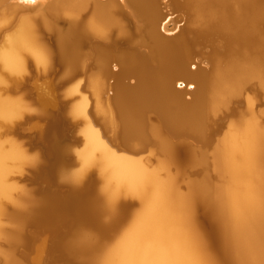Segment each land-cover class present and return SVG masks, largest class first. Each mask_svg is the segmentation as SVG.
Returning a JSON list of instances; mask_svg holds the SVG:
<instances>
[{
    "label": "bare ground",
    "instance_id": "6f19581e",
    "mask_svg": "<svg viewBox=\"0 0 264 264\" xmlns=\"http://www.w3.org/2000/svg\"><path fill=\"white\" fill-rule=\"evenodd\" d=\"M42 4L0 48V264H23L16 247L29 219L44 222V236L62 211L80 222L63 244L80 264H264V0H0V19ZM26 73L81 74L71 113L81 168L61 180L79 185L97 169L95 196L85 185L61 204L19 185L39 163L34 140L59 132L62 115L2 98ZM191 169L207 174L182 191L172 171ZM127 198L138 200L132 213Z\"/></svg>",
    "mask_w": 264,
    "mask_h": 264
},
{
    "label": "rangeland",
    "instance_id": "374dc122",
    "mask_svg": "<svg viewBox=\"0 0 264 264\" xmlns=\"http://www.w3.org/2000/svg\"><path fill=\"white\" fill-rule=\"evenodd\" d=\"M48 4H42L41 7H39L38 9H36L33 12H30L29 14L28 13L18 14V16H16L17 18L15 17V18H11L10 20L8 19L6 25L4 24L6 21L4 22L3 20L0 19V33H1V35H3L0 39V48L6 42L7 34L11 35L18 29L19 23L22 20L21 18H23V16L24 17L25 16H34V15H37L39 13H43V11L45 12L46 9L48 10ZM0 8H1L0 9V12H1L3 8L2 7H0ZM9 21H11L12 27H11V25H10L11 23ZM183 24H184V22L180 23V25H183ZM196 64H198V63L196 62ZM203 65L206 66L205 63H203ZM1 75L5 76L4 73H0V77H1ZM25 76H26L25 80L23 78H21L22 83L14 85L10 90H7L6 88H2V91H1L2 92V98H4V99L10 98V100L19 98L22 102L29 103V104L31 103L32 105H34L36 107H40V108L48 107L54 113L55 112L57 113L59 111L58 113H61L62 115L58 116L60 119L58 122L59 124L56 125L57 129L61 128V123H63V116L70 118L72 121H75L73 118V114H71V113L73 112V106L75 105V103L78 104V102L80 101V96H79L80 92L75 91V87L81 81V77H82L81 74L76 75V77H74L73 79H71L67 73H62L58 79H54L53 77H52L53 78L52 79L51 73H37V74L36 73H26ZM31 77H32V79H31ZM45 78H47V79H45ZM33 80H35V83ZM46 80L48 83L46 82ZM41 81H42V83H41ZM37 82H38V84L35 85L36 86L35 87L34 84H36ZM46 83L47 84L51 83V84H49V86H48ZM80 83H82V82H80ZM43 84H45V85H43ZM46 86L49 87L48 89L51 88L50 90L52 91L51 93L54 95V100L50 99L49 96H47V95L43 96L44 94L41 93L42 91L44 93ZM51 86H53L54 89ZM40 87H41V89H39ZM3 95H4V97H3ZM188 96H186V98ZM61 101H66L65 105L62 104ZM263 108H264V104L259 103L257 109H263ZM33 117L35 118L34 121H38V119L36 118L37 114H35V116H33ZM76 124L77 125L74 128L73 134H70L71 136H70V139L68 141L69 144H67L69 149L64 154L59 153V151L57 149L60 146V144L58 145V143L55 142V136L58 132L53 133L52 131L54 129H50V131L48 132V135L39 134L41 136H38V140L40 142H42V145H40V144L34 145V143H33L34 146H33V149L31 150V153H36V155L38 156L39 163L36 166L37 169L33 168V167L31 169H36V170L39 169V171H40L39 176H40L41 180L47 181V180H50L51 177L52 178L56 177L57 179L60 180V182H62V180H61V178H62L61 173L62 172H64V173L66 171L74 172L75 170L77 171L78 169L81 168V163H80V159H79L80 156L78 157V155H80V151L82 150L81 124L78 123V121H76ZM54 131H56V129ZM26 135L27 134H25V133H21L19 135V139H20V141H22L24 143L23 144L24 148L29 149L30 145L28 142V138L25 137ZM46 136H47V138H46ZM48 136L51 137V139ZM53 136H54V138H53ZM10 137H11V135L9 136V138ZM55 145L58 147H56ZM44 152H46V154L48 156L51 155V156H49V160H47V161H46V157L45 158L43 157ZM70 154L72 155V159L70 158L71 156L69 157ZM41 165H43V166H41ZM28 170H29V168L24 169L19 174V185L22 188L24 187L25 189L30 190V191L34 190L35 197H37L39 199L43 198L45 196H50L56 200L57 199L59 200L58 195H55V193L53 191L46 192L44 190L46 193L43 192V194L38 195V192H39L38 186H34L33 184H31L28 180H26L24 178L26 175H29ZM92 170L93 169H91V171ZM94 171L96 173V180H93V179H91L92 181L89 180L88 183L90 185L88 184V186H89L88 189L90 190V188H91V190L92 189L95 190L94 193L96 194L97 193L96 191L98 190L97 188H100V186L102 187L105 184V182H102V179L104 180V176H105L103 174H105V173H102L101 171H99L97 169H95ZM180 171L181 170H178V171L174 170V171H172L173 172L172 175L173 176L177 175V177H180V179L179 178H176V179H177L178 185L180 186L179 188L182 191L187 190L186 182L192 181V180L197 181L198 179L200 180L207 174V173L202 172V170H198V169L185 170L182 172H180ZM176 172H179V173L177 174ZM208 175L213 178V181L215 180L214 181L215 183H221L222 182L220 180V178L217 177L215 171H213V170L209 171ZM86 176H87V174H86ZM33 179H34V177H33ZM88 186L86 185V188H85V190L87 191L86 193L89 192L90 194H92L93 190L88 191V189H87ZM94 193L92 194L93 196H95ZM132 200H134L135 203L133 206L128 205V207H129L128 210H130L131 209L130 206H132V209L130 210V212L132 210L134 211V210H137V208H139V204L137 203L138 200H136L134 198ZM68 201H69V198H65V196H64L63 198H61V201L59 200L58 202L61 204H65ZM10 207L8 209L11 211ZM130 212H128V214H127V217H129V218L132 217V214H131L132 212L131 213ZM27 219H29V218H27ZM78 222L79 221L76 218H69L67 215H64L62 217L60 216V218L58 217V219H56V222L53 225H51V229H50L51 231L50 232L48 231V233H46V235L41 236L38 233V228L42 229L43 226H42V223H39V222L37 224L36 230L31 231V234H29V235L27 234L28 233L26 231L27 228L30 226V224L33 223V222L31 223V219H29L28 223L26 222V224L23 225V227H22V233H23L24 237L26 238V240H25L26 243L23 245V247L20 245H19L20 248L18 246L16 247V250L18 249V251H17L18 252L17 253L18 259L21 260L23 264H49V262H51V263L54 262L57 264H80V262L78 260H75V261H77L75 263V261L73 260L74 258L70 254L68 256L67 252L64 251V247H63L64 246L63 244H65L66 241L68 242L69 239L72 238V236H74V234H75L74 231L76 232V229H77L76 227H78L79 223H80V222L79 223ZM127 222H125L124 224L121 225V228L117 231V233L114 236L112 235L111 237H107V240H106V237H103V240L107 241V244L112 245L116 241V238H117L116 236L120 233L119 231H121L122 229H125L127 227ZM5 223H6V227L8 229L11 228L12 225H11L10 221H7V219H6ZM39 224H41V225H39ZM33 238H34V241L32 240ZM40 244H41V246H40ZM27 245H29V247L30 246L31 247H30V249L25 250V248H26L25 246H27ZM2 247L4 250L8 249V245H7V242L5 240H3V246ZM39 247H40V249H39ZM27 248H28V246H27ZM210 248L212 249V252H214V254L218 255L220 253V249H219L218 245L212 244L210 246ZM57 250L58 251L60 250V251L57 252V254H56ZM30 257H31V259H30ZM38 258L39 259L42 258V259H40L41 261ZM71 258H73V259H71ZM36 260H38V261H36Z\"/></svg>",
    "mask_w": 264,
    "mask_h": 264
},
{
    "label": "water",
    "instance_id": "95a60500",
    "mask_svg": "<svg viewBox=\"0 0 264 264\" xmlns=\"http://www.w3.org/2000/svg\"><path fill=\"white\" fill-rule=\"evenodd\" d=\"M194 65L195 64L193 63L192 64V68H195ZM51 74L53 75L54 79H58L61 76L62 73H51ZM181 85H183V83H182V81H179L177 83V86L181 87ZM61 103L65 105L66 101H61ZM41 121L43 123H45V120H41ZM63 122L64 123L61 124V128H60L59 132L55 136V142H57L60 145L69 144L68 141H69L70 136H71L70 134H73L74 128L77 125L76 121H72L69 118L67 119V117H65V116H63ZM46 138H47V136H46ZM39 144L42 145V142L38 141L37 139L34 140V145H39ZM49 156H51V155H49ZM49 156L46 154V152L43 153V157L44 158L46 157V161L49 160ZM69 157L72 159V155L71 154L69 155ZM41 166H43V165H41ZM28 171H29V175H26L24 178L26 180H28L34 186H38V188H39L38 195L43 194V192H45V191L46 192L53 191L55 193V195H58V198H59L60 201H61V198H63L64 196H65V198H69V192L71 194V192L76 191V192L82 194V192H83L82 190H84L83 186H85V184L88 183L89 180H91V179L96 180V173H95L94 170L90 171V173L86 176V178L79 185H74L71 182H67V183L60 182V180L57 179L56 177L55 178L51 177V179L47 180V181L41 180V178L39 176L40 175L39 169L38 170L29 169ZM33 177H34V179H33ZM126 200H127L126 202L129 205H133L135 203V201L132 200L131 198H127ZM64 212L63 211L60 212L59 213L60 215L57 214V216H61V217L64 216L63 215ZM56 218L58 219V217H56ZM38 222L37 223L34 222L33 224H30V226L26 230L28 232L27 233L28 235L31 234V231L36 230ZM41 223L44 224V222H41ZM46 226H47V224H46ZM50 229H51V227H50ZM28 249H30V247L25 248V250H28ZM49 264H57V263L49 262Z\"/></svg>",
    "mask_w": 264,
    "mask_h": 264
},
{
    "label": "snow or ice",
    "instance_id": "6c2138e0",
    "mask_svg": "<svg viewBox=\"0 0 264 264\" xmlns=\"http://www.w3.org/2000/svg\"><path fill=\"white\" fill-rule=\"evenodd\" d=\"M207 207H208V212H209L210 217L216 216V211H215L214 207L211 205L210 201L207 202Z\"/></svg>",
    "mask_w": 264,
    "mask_h": 264
}]
</instances>
